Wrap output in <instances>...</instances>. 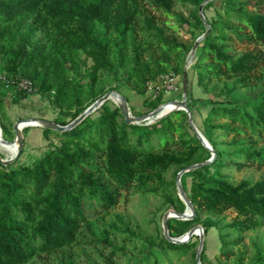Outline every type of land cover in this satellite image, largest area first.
Segmentation results:
<instances>
[{
    "label": "trees",
    "instance_id": "16d2710c",
    "mask_svg": "<svg viewBox=\"0 0 264 264\" xmlns=\"http://www.w3.org/2000/svg\"><path fill=\"white\" fill-rule=\"evenodd\" d=\"M180 1L197 10L183 18L172 12L171 0H0V68L12 78L29 80L34 90L30 94L14 91L15 94L20 99L31 94L45 97L59 116L68 119L52 121L58 125L71 122L97 96L104 95L96 89L103 74L119 82L117 92L125 88L143 97L146 85L160 75H182L181 67L171 64L164 51L159 54L161 63L144 59L133 33L144 5H148L175 16L181 26L207 32L198 44L191 68L197 86L205 93L211 81H224L226 96L254 86L255 80L261 78L257 71L264 63V0H215L218 8L208 2L202 12L214 6L215 18L207 20L203 14L207 29L198 15V7L205 0ZM142 24L161 47L177 48L152 18L144 16ZM126 42L131 51L128 59ZM145 43L148 47L151 44ZM235 45L242 49L237 50ZM106 103L68 132L42 129L45 139L54 135L59 141L51 143L30 163L19 161L22 146L12 163L0 164V264H28L39 254L75 245L86 213L114 208L120 193L132 185L144 187L151 183L164 192L165 201L176 212L185 210L176 194L166 195L169 191L162 175L171 168L181 170L210 158L188 127L185 113L173 112L148 126L126 125L118 119L119 110ZM160 103V97L144 99V105H150L151 110ZM186 103L191 112L194 106L208 108L201 134L215 158L188 172V194L181 182L195 216L185 221L169 219V236H182L199 222L200 213L222 216L229 210L235 217L228 228L244 233L261 227L264 179L232 183L223 171L264 168V150L241 144L238 138L242 130L264 133V89L241 100H193L188 94ZM217 119L224 122L215 123ZM5 121L12 125L0 97L2 137L6 133ZM24 131L27 128L22 130L23 135ZM215 131L231 135L226 142L229 151L217 149ZM154 140L156 145L152 144ZM211 228H217V224L206 219L203 235ZM218 238L220 256L227 259L232 255L225 250L229 244L220 233ZM103 241L112 246L106 238ZM161 241L178 251L191 250L196 243L172 244L163 237ZM142 259L147 261V256ZM256 260L264 263V256L258 255Z\"/></svg>",
    "mask_w": 264,
    "mask_h": 264
},
{
    "label": "rangeland",
    "instance_id": "374dc122",
    "mask_svg": "<svg viewBox=\"0 0 264 264\" xmlns=\"http://www.w3.org/2000/svg\"><path fill=\"white\" fill-rule=\"evenodd\" d=\"M171 2L172 12L181 15L183 18H186L189 12L197 10L193 6L182 4L180 0H171ZM211 2H214L215 8H218V4L215 0ZM144 7L143 14L139 16L135 23L133 33L136 42L142 47L144 59L149 57L156 63H161L163 60L162 56L159 54L164 51L168 55L169 62L179 65L183 73L187 66L188 53L195 40L203 35L201 33L202 30L200 28H187L185 25L181 26L175 16L166 15L148 5H144ZM213 7L203 12L207 20L215 18ZM144 16L152 18L155 26L162 30L166 38L173 40L177 48L174 49V47H172V50H167L166 47H161V44L154 39L153 33L149 32L145 25L142 24ZM145 41L151 42L149 47ZM184 48H187V50ZM235 48L237 50L242 49L236 45ZM124 52L128 59L131 54L128 42L125 44ZM197 55L198 50L196 49L195 56ZM80 57L83 58L82 55ZM192 64L187 68V95L189 94L193 100H241L247 97H254L264 89V63L261 64L257 71V74L261 76V78L255 80V85L247 88H240L237 92L232 93L231 96L225 95L223 88L224 81H211L207 84L205 93L196 84L195 75L192 74L191 70ZM86 65L89 66L90 61H87ZM0 73L9 76V74L1 68ZM118 76H120V72H118ZM178 77L181 83L182 76L179 75ZM226 83L229 84L230 81H226ZM118 84L119 82L117 83V81H114L111 75L103 74L96 89H101L103 94L108 91L117 92L115 88ZM117 93L126 98L131 116H138L152 111L150 105H144L146 94L142 97L125 88H121V92ZM0 97L2 98L4 113L9 118L10 122H12V125L17 119H28L29 117L42 118L51 122L53 120L68 121V119H63L59 116L58 112L52 108L50 102L40 95L31 94L27 95L24 99H20L13 89H4L0 86ZM99 97L101 96H97L96 99ZM170 99L171 98L161 101L157 107L170 101ZM175 99L180 100L181 97L176 96L174 97V100ZM106 105L110 108L115 107L114 103L110 100L107 101ZM192 111L193 123L201 132L203 120L208 114V108L194 106ZM176 117L177 116H175V118ZM118 119L121 120L123 118L121 116ZM223 122V119H217L215 121V123ZM12 125L10 126V124L5 121L4 126L6 128V133L3 134L2 138L6 141H11L13 139ZM139 125L148 126L151 124L144 122ZM28 128L26 132L24 131V149L23 154L19 158V161L26 163L33 161L41 153L46 151L51 143L57 144L59 141L54 135H49L48 138L45 139L42 134V129L39 127ZM213 136L214 142L218 144V150L229 151L231 149L226 145V142L231 140V135L221 131H215ZM238 138L241 144H252L256 150H264V133L261 135L257 133L251 134L248 130H242ZM152 144L156 145L157 143L154 140ZM11 157H13V155H10L4 149H0L1 160ZM178 171H180V169L171 168L162 175L169 191L166 195L170 197L174 194L177 195L175 179ZM223 172L228 176L229 182L232 183L241 179H247L251 182L264 179V168L256 169L246 167L239 171L231 169ZM187 174L188 172L182 175L180 184L182 182L188 194L191 178ZM163 194V191L159 188L156 189V186L151 183L144 187L132 185L127 191L120 193L114 208L102 212L90 211L86 213V221L80 229L78 242L75 245L60 251L50 252L48 255L39 254L28 264H154V262L158 264H195V254L198 247L197 237L190 240L191 242H196L195 247L185 251L170 249L161 241L163 217L168 212L175 211L173 206H170L165 201ZM234 217L235 214L230 210L225 212L222 216L200 213L199 222L189 228H202L206 219H210L217 224V228H211L206 235H203L204 250L200 252L201 264H264L263 262L258 263L256 260L258 255L260 257L264 256V224L254 230L238 233L227 226ZM219 233L224 237V242L229 244L225 250L232 252V255L227 259L220 256L221 241L218 238ZM104 238H106L108 243L112 246L106 244V242L103 241ZM235 240H239L238 243L236 245H230ZM145 256H147V261L144 262L142 258Z\"/></svg>",
    "mask_w": 264,
    "mask_h": 264
},
{
    "label": "water",
    "instance_id": "95a60500",
    "mask_svg": "<svg viewBox=\"0 0 264 264\" xmlns=\"http://www.w3.org/2000/svg\"><path fill=\"white\" fill-rule=\"evenodd\" d=\"M211 1H213V0H205L198 7V15H199L200 19L202 20L203 25L206 27V29H207V23L204 20L202 8L206 3L211 2ZM206 34H207V32H205L203 35H201L199 38H197L195 40L192 48L190 49V51L188 53L187 66L185 67V69L181 75L182 76L181 77V99L179 101L167 102L170 105H173L175 107V109H173V110L162 115L161 114L162 108L166 104V103H164V104L156 107L155 109H153L152 111H150L148 113H144V114H141L138 116H131L125 98L121 94H118L115 91H108L104 95H102L101 97L97 98L82 113H80L75 119H73L71 122L67 123L66 125H58V124H55L49 120H45L42 118H28V119L27 118L26 119L21 118V119H17V120H15V122L12 125L13 139L11 141L4 140L1 136V130H0V146L1 145H4V146L16 145V152L14 153L13 157H11L9 159H5V160L0 159V164L7 166L10 163H12L18 157L19 151L21 150V148L23 146L22 130L24 128L39 127L41 129H46V130H50V131L57 132V133L68 132L71 129H73L75 126H77L87 116L92 114L101 105L106 103L110 98H114L116 100L114 105L119 110V113L122 116L123 121L126 125H130V124L139 125L140 123H144V122H146V123L151 122V124H153V123H156L160 119L166 117L167 115H169L173 112L182 111L183 113H185V115L187 117L188 127L190 128V130L192 131L194 136L197 138V140L200 142L201 146L207 152L210 153V158L204 162H200V163H196V164L187 166V167L181 169L180 171H178V173L176 174V179H175V187L177 190V196L180 199V201L184 204L185 210L182 213H178L176 211L168 212L163 217L161 230H162V237L167 242L172 243V244H186L191 240V238L193 236L197 237L198 247H197V251L195 254V264H200L199 257H200V252H201L202 247H203V229L201 227H194V228L189 229L182 236H180L178 238H172L169 236V233H168L167 221L169 219H175V220H179V221L191 220L195 216L194 208H193L191 202L189 201V199L187 198V195H186L185 191L183 190V188L180 184V179L184 173H187V172L196 170L198 168L204 167V166L210 164L215 158V153L212 150V148L210 147L209 143L207 142V140L203 137L201 132L197 129V127L193 123L192 113L189 110L187 103H186V99H187V68L189 67L190 64H192V62L194 60V56H195V51L198 47V44L206 36ZM20 124L24 125L21 129H19Z\"/></svg>",
    "mask_w": 264,
    "mask_h": 264
},
{
    "label": "built area",
    "instance_id": "2783aa9c",
    "mask_svg": "<svg viewBox=\"0 0 264 264\" xmlns=\"http://www.w3.org/2000/svg\"><path fill=\"white\" fill-rule=\"evenodd\" d=\"M0 86L4 89L11 88L16 92L27 94H30L34 90L32 83L29 80L24 78H12L3 73H0ZM146 88V98L150 101H153L158 97L161 98V101L166 99L169 100V98L171 99L168 102L179 101L177 99L174 100V97H181V83L179 82V77L172 72L160 75L155 82L148 83ZM165 103V106L170 105L167 102ZM147 124H151V122H148Z\"/></svg>",
    "mask_w": 264,
    "mask_h": 264
},
{
    "label": "bare ground",
    "instance_id": "6f19581e",
    "mask_svg": "<svg viewBox=\"0 0 264 264\" xmlns=\"http://www.w3.org/2000/svg\"><path fill=\"white\" fill-rule=\"evenodd\" d=\"M111 102L115 103V99L114 98H110L109 99ZM175 109V107L173 105H166L162 108V112L161 114H165L171 110ZM24 125L23 124H20L19 125V129H21ZM0 149H4L5 151H7L10 155H14V153L16 152V145H13V146H4V145H1L0 146Z\"/></svg>",
    "mask_w": 264,
    "mask_h": 264
},
{
    "label": "crops",
    "instance_id": "0c3cea01",
    "mask_svg": "<svg viewBox=\"0 0 264 264\" xmlns=\"http://www.w3.org/2000/svg\"><path fill=\"white\" fill-rule=\"evenodd\" d=\"M29 118H34V117H29ZM27 129H29V128H27ZM28 131H30V130H28ZM22 136H23V147H24V137H25V134L23 135L22 134ZM26 142V141H25ZM24 149V148H23ZM28 163H30V162H28Z\"/></svg>",
    "mask_w": 264,
    "mask_h": 264
}]
</instances>
